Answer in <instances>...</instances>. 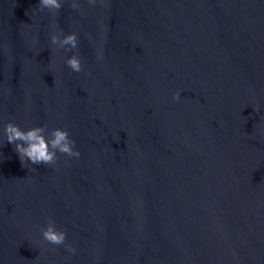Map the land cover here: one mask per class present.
<instances>
[{"label":"water","instance_id":"1","mask_svg":"<svg viewBox=\"0 0 264 264\" xmlns=\"http://www.w3.org/2000/svg\"><path fill=\"white\" fill-rule=\"evenodd\" d=\"M77 2L0 0V264H264V0ZM9 121L81 155L23 166Z\"/></svg>","mask_w":264,"mask_h":264},{"label":"clouds","instance_id":"2","mask_svg":"<svg viewBox=\"0 0 264 264\" xmlns=\"http://www.w3.org/2000/svg\"><path fill=\"white\" fill-rule=\"evenodd\" d=\"M89 4H95L96 0H88ZM39 10L43 12L48 9L53 15L58 14L63 6V0H39ZM73 9H79L80 4L77 0H71ZM62 36L61 33L51 35V43L58 45L59 48H64L67 51L78 48L79 39L77 32H72ZM102 59V53L98 57ZM67 65L73 72L83 71V62L79 53L76 52L66 60ZM181 92L177 91L173 94V100L179 101ZM256 111H259L257 106ZM47 125L33 126L28 129H23L17 123L9 121L5 128L4 134L7 143L13 144L14 150L19 154V158L23 166L27 162L33 165H53L59 159V154H65L68 157L79 158L80 151L75 148V140L70 136L66 128L57 127L50 133L46 132ZM43 240L49 244L60 246L64 245L67 239V232L57 228L54 221H49L46 228L42 230ZM68 250L75 253V247L68 245Z\"/></svg>","mask_w":264,"mask_h":264}]
</instances>
